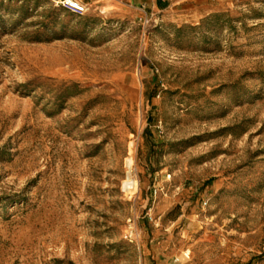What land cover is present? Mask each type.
I'll list each match as a JSON object with an SVG mask.
<instances>
[{
    "label": "rangeland",
    "instance_id": "1",
    "mask_svg": "<svg viewBox=\"0 0 264 264\" xmlns=\"http://www.w3.org/2000/svg\"><path fill=\"white\" fill-rule=\"evenodd\" d=\"M200 5L0 0V264H264V0Z\"/></svg>",
    "mask_w": 264,
    "mask_h": 264
},
{
    "label": "crops",
    "instance_id": "2",
    "mask_svg": "<svg viewBox=\"0 0 264 264\" xmlns=\"http://www.w3.org/2000/svg\"><path fill=\"white\" fill-rule=\"evenodd\" d=\"M88 9L107 11L130 10L139 15H156L167 10L181 7L188 13L199 12L202 0H78Z\"/></svg>",
    "mask_w": 264,
    "mask_h": 264
},
{
    "label": "built area",
    "instance_id": "3",
    "mask_svg": "<svg viewBox=\"0 0 264 264\" xmlns=\"http://www.w3.org/2000/svg\"><path fill=\"white\" fill-rule=\"evenodd\" d=\"M55 7L63 8L66 11L76 15L83 16L88 12V7L78 0H48Z\"/></svg>",
    "mask_w": 264,
    "mask_h": 264
},
{
    "label": "bare ground",
    "instance_id": "4",
    "mask_svg": "<svg viewBox=\"0 0 264 264\" xmlns=\"http://www.w3.org/2000/svg\"><path fill=\"white\" fill-rule=\"evenodd\" d=\"M136 186V182L134 181H130V180H127L124 182V188H131V187H135Z\"/></svg>",
    "mask_w": 264,
    "mask_h": 264
},
{
    "label": "trees",
    "instance_id": "5",
    "mask_svg": "<svg viewBox=\"0 0 264 264\" xmlns=\"http://www.w3.org/2000/svg\"><path fill=\"white\" fill-rule=\"evenodd\" d=\"M55 12V11H54Z\"/></svg>",
    "mask_w": 264,
    "mask_h": 264
}]
</instances>
